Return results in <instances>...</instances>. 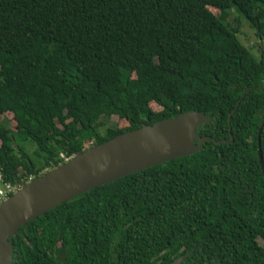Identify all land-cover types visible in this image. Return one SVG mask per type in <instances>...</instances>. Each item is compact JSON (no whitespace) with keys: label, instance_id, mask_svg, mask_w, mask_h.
<instances>
[{"label":"trees","instance_id":"16d2710c","mask_svg":"<svg viewBox=\"0 0 264 264\" xmlns=\"http://www.w3.org/2000/svg\"><path fill=\"white\" fill-rule=\"evenodd\" d=\"M240 19L264 40V0H0L6 182L185 112L233 139L49 210L9 239L13 264H264V49L239 42ZM260 153L264 168V127Z\"/></svg>","mask_w":264,"mask_h":264},{"label":"water","instance_id":"95a60500","mask_svg":"<svg viewBox=\"0 0 264 264\" xmlns=\"http://www.w3.org/2000/svg\"><path fill=\"white\" fill-rule=\"evenodd\" d=\"M209 123L210 118L192 111L144 125L88 147L24 184L0 203V264H13L9 239L17 235L19 228L58 205L128 175L199 152L205 142H233L232 137L229 141L200 137L196 128ZM263 127L264 120L258 130V159L264 176L260 153ZM184 260L181 256L170 264H182Z\"/></svg>","mask_w":264,"mask_h":264},{"label":"rangeland","instance_id":"374dc122","mask_svg":"<svg viewBox=\"0 0 264 264\" xmlns=\"http://www.w3.org/2000/svg\"><path fill=\"white\" fill-rule=\"evenodd\" d=\"M208 9L215 15H218V10L208 7ZM229 18L228 22L230 25L234 26L235 22L238 20L237 14L231 10L229 11ZM238 28V26H236ZM237 38L239 42L246 48L250 50V52L257 58H260V54L262 49H264V40H261L258 35L256 29L250 27V25L246 22L240 19V26L238 28ZM151 108L153 110H158L157 106L152 104ZM11 118L10 114H5L3 116H0L1 119H7L9 120ZM102 122L104 123L105 127L107 128H122L126 126V123L117 119V117H111L110 119H102ZM26 149H28L29 153L32 152V148L28 146Z\"/></svg>","mask_w":264,"mask_h":264},{"label":"built area","instance_id":"2783aa9c","mask_svg":"<svg viewBox=\"0 0 264 264\" xmlns=\"http://www.w3.org/2000/svg\"><path fill=\"white\" fill-rule=\"evenodd\" d=\"M23 185L24 179H21L16 183H9L4 180L2 174L0 173V203L5 201L14 193L18 192Z\"/></svg>","mask_w":264,"mask_h":264},{"label":"clouds","instance_id":"9594fccd","mask_svg":"<svg viewBox=\"0 0 264 264\" xmlns=\"http://www.w3.org/2000/svg\"><path fill=\"white\" fill-rule=\"evenodd\" d=\"M67 160H68V159H67ZM67 160H66V161H67Z\"/></svg>","mask_w":264,"mask_h":264}]
</instances>
